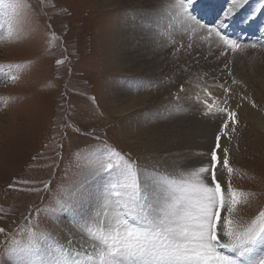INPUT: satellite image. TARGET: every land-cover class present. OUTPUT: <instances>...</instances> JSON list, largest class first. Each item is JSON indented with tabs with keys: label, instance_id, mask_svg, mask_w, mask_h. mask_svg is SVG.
Returning <instances> with one entry per match:
<instances>
[{
	"label": "rangeland",
	"instance_id": "374dc122",
	"mask_svg": "<svg viewBox=\"0 0 264 264\" xmlns=\"http://www.w3.org/2000/svg\"><path fill=\"white\" fill-rule=\"evenodd\" d=\"M115 3L119 2L115 0ZM139 5L116 9L105 0H0V65H20L10 72L16 80L0 74V228L22 245L28 243L25 226L29 214L28 226L34 228L42 248L48 240L61 244L68 240L69 234L74 237L70 228L79 225V217L61 215L59 203L69 199L66 192L77 189L82 178L95 173L91 164L98 159L89 161L93 159L90 157L103 160L106 150L114 149L129 155L148 174L153 171L142 165L153 160L144 154V146L140 144L146 133L141 134L139 141L129 140L126 136L130 130L125 126L128 118L114 115L111 108L114 85L124 78L116 64L115 41L121 27L139 29L140 12L146 14L143 4ZM147 15L146 19L150 18ZM167 28L165 24L161 29L167 31ZM261 44L256 47H264V41ZM251 47L243 45L236 53L248 57L247 65L251 61L257 63L261 75L254 77L247 70L235 74L231 71L232 75L228 76L224 67L217 74L233 90L231 107L242 105L236 109L239 120L236 131L230 133V138L221 140L223 147L233 142L234 151L229 153L230 166L234 169L232 187L248 194L246 199L241 198L234 213L241 221L240 230L264 209V126L252 120L248 113L252 111L264 118V58H254L252 50L247 49ZM58 59L64 63L57 65ZM205 75L207 78L208 73ZM233 79L240 81L232 84ZM187 81L183 82L184 86ZM217 85L208 91L223 97V89ZM205 88L206 85L198 86L200 101L206 99ZM177 90L185 92L181 91V85ZM242 95L248 99L242 101ZM169 97L176 94L173 92ZM194 101L199 103L197 99ZM216 119V122L214 117L210 120L215 122L212 146L221 124L220 118ZM192 128L200 135L197 126ZM185 151L176 148L172 153L166 151L165 157L170 159L169 154H177L188 160ZM164 165L168 166L166 162ZM156 169L175 178L186 172L179 167L170 168L171 172L159 166ZM219 174L222 186L227 187V171L221 170ZM98 176L100 188L107 177ZM16 180L32 182L17 187L41 188L49 181L51 187L39 192L9 189L8 185ZM10 246L11 242H6V236L0 234V264H10L6 253Z\"/></svg>",
	"mask_w": 264,
	"mask_h": 264
},
{
	"label": "snow or ice",
	"instance_id": "6c2138e0",
	"mask_svg": "<svg viewBox=\"0 0 264 264\" xmlns=\"http://www.w3.org/2000/svg\"><path fill=\"white\" fill-rule=\"evenodd\" d=\"M247 2L231 0V7L211 22L203 20L204 15L213 11L212 0H176L174 6L189 39L193 36H199L202 41L214 38L220 55L228 56L242 50L241 44L226 34V29ZM257 11L264 12V0L260 8L247 17L249 22L254 20ZM170 43L176 47L175 39ZM193 46L180 43L179 48L192 49ZM63 63L62 59L56 60L57 65ZM13 67L20 65H0V74L16 80L10 75ZM224 68L231 76L227 64ZM237 83L239 81L232 80V84ZM219 87L223 89V97L214 96L207 88L203 89L206 99L200 101L197 97L203 105V116L221 120L207 164L184 172L179 178L161 174L158 169L148 174L147 169H141L129 155L107 149L104 159L97 160L94 173L106 176V182L93 190L86 180L67 201L59 203L61 215L79 217V246L69 234L66 245L48 240L47 246L42 248L34 228L28 226L29 214L25 226L27 244L22 245L6 229L0 228L6 242H11L6 249L10 264H264V209L240 230L241 221L234 213L241 198L246 199L248 194L232 187L234 169L230 166L229 150L221 144L222 137L230 138V133L236 131L239 123L236 109L242 105L237 103L232 108V88L225 84ZM247 99L241 96L242 101ZM250 103L256 107L254 102ZM221 170L228 173L227 187L222 186L218 178ZM30 183L16 180L8 188L39 192L51 187L50 181L41 188L17 187ZM225 212L227 215H222Z\"/></svg>",
	"mask_w": 264,
	"mask_h": 264
},
{
	"label": "bare ground",
	"instance_id": "6f19581e",
	"mask_svg": "<svg viewBox=\"0 0 264 264\" xmlns=\"http://www.w3.org/2000/svg\"><path fill=\"white\" fill-rule=\"evenodd\" d=\"M105 2L116 9L132 4L137 6L143 4V12L150 15V18L146 19V14L144 16L140 12L139 21H137L138 30L130 29L129 26L126 28L117 25L121 28L115 41L117 47L115 57L117 66L122 69L118 71L124 78L121 81L119 78L114 85L111 107L114 115L128 118L125 126L130 130L129 135L126 136L129 140L139 141L141 134L146 133L140 144L144 146V154L152 156L153 160L148 163L143 162L142 165H148L147 168L151 170L159 166L171 172L172 169L179 167L188 172L207 164L208 153L213 144V123L218 119L214 117L215 122L211 123L210 120L213 117L202 115L203 106L194 101L200 94L198 86L206 85V88L212 91L215 85L225 83V78L221 80V77L217 75L222 73L220 70L225 64L228 68L231 67L234 74L237 71L248 70L253 75H259L260 67L253 61L247 65L249 59L244 55L239 56L240 54L237 53H229L228 56L220 55L214 38L202 41L199 36H193L189 39L184 33L185 25L180 23V17L177 15L178 9L174 6L176 0H116L118 4L115 0H105ZM212 3L224 11L231 7V0H212ZM260 4L261 0H248L226 29V34L236 39L241 46L254 43L262 45L261 42L264 41V12L257 11L253 21L247 20L254 9L260 8ZM196 14L199 16V11ZM165 24L168 26L167 31L161 29ZM205 34L200 33V35ZM172 39L177 42L175 48L170 43ZM180 43L184 45L192 43L194 46L192 49H180ZM247 49L252 50L254 58H264V47L257 46ZM205 73H208L207 78L210 79L205 77ZM211 79H216V81L212 82ZM186 80H188L187 85L184 86L183 82ZM202 80L206 83L203 84ZM180 85L184 87V93L177 90ZM173 92L176 97H169ZM166 113H168L167 116ZM248 113L252 120L264 126V118H261L260 114L252 111ZM192 126L198 127L200 135L193 131ZM137 132L140 133L136 134ZM233 138L234 135L231 140ZM232 144L233 142H230L228 146L225 145L229 153L234 151ZM176 148L186 150L184 154L188 160H184L183 155L181 157L177 154H169L170 159L165 157L166 151L172 153ZM194 152L201 153L197 155ZM90 158L93 159L89 161L99 160L95 156ZM181 161L183 162L180 163ZM165 162L168 166L164 165ZM94 164H91L93 172L97 167V161ZM186 167L188 169H185ZM219 176L221 174L218 172V178ZM100 179V176L89 173V176L82 178L76 188L87 180V186L90 189H99ZM74 189L67 191L66 196H71ZM80 227L81 222L76 228H70L74 232L73 239L77 242V247L81 237ZM67 241L61 244L66 245Z\"/></svg>",
	"mask_w": 264,
	"mask_h": 264
}]
</instances>
